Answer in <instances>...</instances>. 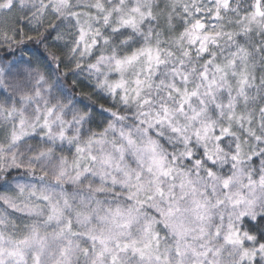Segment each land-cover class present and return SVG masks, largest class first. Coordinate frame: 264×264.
Here are the masks:
<instances>
[{"label": "snow or ice", "instance_id": "6c2138e0", "mask_svg": "<svg viewBox=\"0 0 264 264\" xmlns=\"http://www.w3.org/2000/svg\"><path fill=\"white\" fill-rule=\"evenodd\" d=\"M0 264H264V0H0Z\"/></svg>", "mask_w": 264, "mask_h": 264}]
</instances>
